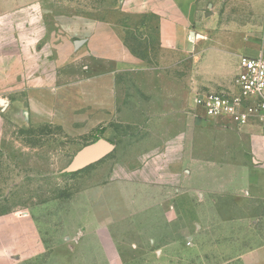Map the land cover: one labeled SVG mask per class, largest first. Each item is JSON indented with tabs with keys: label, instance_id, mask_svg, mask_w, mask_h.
<instances>
[{
	"label": "crops",
	"instance_id": "0c3cea01",
	"mask_svg": "<svg viewBox=\"0 0 264 264\" xmlns=\"http://www.w3.org/2000/svg\"><path fill=\"white\" fill-rule=\"evenodd\" d=\"M131 3L135 11L159 17L158 67L131 49L122 25L80 14L49 22L43 4L0 0L5 40L14 29V92H25L14 104L27 107L28 119L81 134L94 130L97 139L110 141L127 129V178L81 191L64 230L65 244L80 254L64 253L63 264H180L199 199L218 188L253 186L250 180L216 186L215 173H227L231 183V172L254 169L262 179L253 187L264 193L260 126L209 117L199 104L205 94L237 91L242 57H264V0ZM55 52L53 75L33 72L23 80L24 61ZM209 124L217 125L212 146L221 148L220 157L200 161L199 135ZM39 208L0 214V264H37L46 257L51 235ZM243 264H264V244L246 253Z\"/></svg>",
	"mask_w": 264,
	"mask_h": 264
},
{
	"label": "rangeland",
	"instance_id": "374dc122",
	"mask_svg": "<svg viewBox=\"0 0 264 264\" xmlns=\"http://www.w3.org/2000/svg\"><path fill=\"white\" fill-rule=\"evenodd\" d=\"M25 1L43 4L49 13L44 18L49 22L80 14L122 25L132 50L158 67L159 17L154 13L135 11L132 0ZM26 9L24 16L27 17L31 13L30 6ZM4 18V13L0 12V19ZM2 31L0 29V101L6 102L0 104V214L39 206L40 218L51 236L46 257L37 264H63L64 253L71 257L80 254L78 247L70 249L65 244L64 230L71 213L78 211L74 203L81 191L112 177L127 178V129L121 128L119 137L111 140L118 146L112 153L83 169L68 170L76 154L96 141L100 132L92 130L81 134L78 130L67 131L58 125L36 124L28 119L27 107L19 108L14 104L17 97L25 95V92H14V29L8 31L10 40L4 39ZM56 54L60 56L56 52L45 53L44 60L24 61L23 80H30L33 72L53 75L57 71ZM215 126L209 124L201 129L197 155L200 161L204 157L219 160L221 148L212 146L213 139L219 137L214 135ZM247 146L250 153L249 141ZM227 175L215 173V185L223 187L238 183L239 186L250 180L249 183L255 186L261 184L262 179V174L254 169L246 175L231 172L230 175L235 176L231 183H228ZM253 186L247 191L218 188L210 191L207 200L199 199L198 219L191 221L192 233L183 236L180 264H243L246 253L264 244V193L261 196L262 190Z\"/></svg>",
	"mask_w": 264,
	"mask_h": 264
},
{
	"label": "built area",
	"instance_id": "2783aa9c",
	"mask_svg": "<svg viewBox=\"0 0 264 264\" xmlns=\"http://www.w3.org/2000/svg\"><path fill=\"white\" fill-rule=\"evenodd\" d=\"M235 86L236 92L205 94L199 104L209 117H229L239 125L257 123L264 133V57H242Z\"/></svg>",
	"mask_w": 264,
	"mask_h": 264
},
{
	"label": "water",
	"instance_id": "95a60500",
	"mask_svg": "<svg viewBox=\"0 0 264 264\" xmlns=\"http://www.w3.org/2000/svg\"><path fill=\"white\" fill-rule=\"evenodd\" d=\"M6 101L2 99L0 104ZM115 149V144L105 138H99L96 141L84 146L75 156L73 163L68 167V170L76 171L83 169L95 162L106 157Z\"/></svg>",
	"mask_w": 264,
	"mask_h": 264
},
{
	"label": "trees",
	"instance_id": "16d2710c",
	"mask_svg": "<svg viewBox=\"0 0 264 264\" xmlns=\"http://www.w3.org/2000/svg\"><path fill=\"white\" fill-rule=\"evenodd\" d=\"M128 42V41H127ZM129 44V43H128ZM130 46V45H129ZM131 47V46H130ZM131 49H132V47H131ZM134 51V50H133Z\"/></svg>",
	"mask_w": 264,
	"mask_h": 264
}]
</instances>
